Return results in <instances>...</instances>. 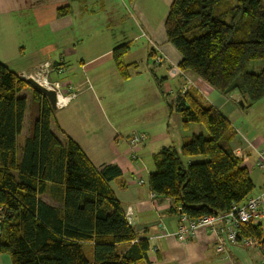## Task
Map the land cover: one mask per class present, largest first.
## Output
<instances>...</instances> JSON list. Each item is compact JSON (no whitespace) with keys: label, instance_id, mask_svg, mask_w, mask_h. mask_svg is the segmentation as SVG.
I'll list each match as a JSON object with an SVG mask.
<instances>
[{"label":"trees","instance_id":"1","mask_svg":"<svg viewBox=\"0 0 264 264\" xmlns=\"http://www.w3.org/2000/svg\"><path fill=\"white\" fill-rule=\"evenodd\" d=\"M69 7L58 9L63 16ZM168 42L180 53L178 67L190 71L223 95L239 92L246 108L264 99V0H172L164 22ZM128 45L116 47L113 60L122 79L129 76L124 57ZM30 88L39 113L17 158V137L27 106L19 93ZM182 126L201 124L178 149L163 147L154 156L148 185L197 219L226 212L252 195L254 183L231 146L236 130L214 105L191 89L179 106ZM182 106V108H181ZM54 110L45 96L0 62V253L12 264H146L150 245L138 238L110 182L121 175L116 165L97 168L70 137L61 143L50 129ZM198 156L203 159L186 162ZM49 192L61 207L40 199ZM264 244V233L245 224ZM92 243L91 259L84 244Z\"/></svg>","mask_w":264,"mask_h":264},{"label":"crops","instance_id":"2","mask_svg":"<svg viewBox=\"0 0 264 264\" xmlns=\"http://www.w3.org/2000/svg\"><path fill=\"white\" fill-rule=\"evenodd\" d=\"M172 0H0V62L23 77L49 62L55 70L48 75L59 86L64 101L54 110L50 129L61 143L76 141L99 169L116 165L121 175L110 186L126 211L131 208L132 227L138 238H146L150 249L146 264H262L257 248L226 244L205 229L194 240L179 241L172 233L176 219L168 197L152 196L149 174L155 170L154 156L163 148H180L193 135L206 134L201 124L183 128L181 115L171 110L165 94L178 90L185 80L202 99L221 111L236 130L233 151L242 159L256 193L264 185V171L253 166L264 152V134L249 120L250 113L264 108V99L246 108L239 92L223 95L201 78L184 71L169 76L181 55L168 42L164 22ZM68 6L66 15L58 9ZM128 45L124 60L129 76L122 79L112 52ZM158 56H164L161 63ZM264 62L258 66V73ZM25 90V89H24ZM22 130L17 137V158L32 133L39 105L32 92ZM142 132L147 141L138 146L136 160L129 151L133 133ZM203 158L194 156L186 162ZM134 179H142L138 184ZM52 183L40 199L61 207L50 195ZM92 243L84 244L91 259ZM0 264H12L0 253ZM145 264V263H144Z\"/></svg>","mask_w":264,"mask_h":264},{"label":"built area","instance_id":"3","mask_svg":"<svg viewBox=\"0 0 264 264\" xmlns=\"http://www.w3.org/2000/svg\"><path fill=\"white\" fill-rule=\"evenodd\" d=\"M164 56H158L156 61L161 63ZM55 68L49 63L44 62L40 64L36 70L29 75L23 74L26 79L32 77L36 81L44 80L46 87L54 88L59 96V86L56 83H52L48 79V75L53 72ZM169 76H184L178 66H172L168 72ZM192 88V84L189 80L181 85L177 91H170L165 94V102L172 105V107L179 106V98H183ZM182 108V106H181ZM147 135L142 132L133 133L129 139V151L132 160L137 158V148L141 144L147 141ZM253 166L259 170L264 171V152H258L257 157L254 161ZM136 183H143L142 179H134ZM152 196H156L154 193ZM126 219L131 224V208L128 207L125 211ZM176 219V228L174 232L167 233L163 232V235H173L179 241L188 242L194 240L198 232L205 229L217 236L219 243L216 246L218 251H222L226 244L229 245H243L247 248H257L261 253V262L264 264V244L261 239H258L252 234L247 236L241 235V228L245 224L251 226H257L264 233V185L254 194L250 195L243 203H232L229 209L223 213H211L201 216L200 218L194 219L189 217L182 211L181 206H177L174 211ZM1 222V217H0Z\"/></svg>","mask_w":264,"mask_h":264},{"label":"rangeland","instance_id":"4","mask_svg":"<svg viewBox=\"0 0 264 264\" xmlns=\"http://www.w3.org/2000/svg\"><path fill=\"white\" fill-rule=\"evenodd\" d=\"M263 62H264L263 60L251 61L248 65V70L251 72L257 71L258 66H260ZM29 92H31V89L28 87L25 90H23L22 92H20L19 95L22 96V95H25ZM172 92H174V91H172ZM262 104H264V103H262ZM248 119L257 125V128H258L260 134H264V108L256 109L255 111H252L250 113V116ZM86 253H87V250H86Z\"/></svg>","mask_w":264,"mask_h":264},{"label":"water","instance_id":"5","mask_svg":"<svg viewBox=\"0 0 264 264\" xmlns=\"http://www.w3.org/2000/svg\"><path fill=\"white\" fill-rule=\"evenodd\" d=\"M25 80L29 84V86H31V87L35 88L37 91L41 92L45 96V98L47 99L51 108L53 110H56V108L58 106V95H57L56 89L48 88V87L42 85L41 83H39L38 81H36L35 79H33L32 77H28Z\"/></svg>","mask_w":264,"mask_h":264},{"label":"bare ground","instance_id":"6","mask_svg":"<svg viewBox=\"0 0 264 264\" xmlns=\"http://www.w3.org/2000/svg\"><path fill=\"white\" fill-rule=\"evenodd\" d=\"M42 85L46 86V82L44 80L39 81ZM64 97L58 96V105L64 101Z\"/></svg>","mask_w":264,"mask_h":264}]
</instances>
